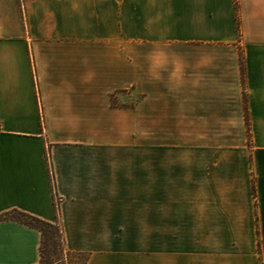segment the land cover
Segmentation results:
<instances>
[{
	"label": "crops",
	"instance_id": "1",
	"mask_svg": "<svg viewBox=\"0 0 264 264\" xmlns=\"http://www.w3.org/2000/svg\"><path fill=\"white\" fill-rule=\"evenodd\" d=\"M131 121L187 147L127 146ZM0 122V214L83 264H264V0H0ZM41 242L0 221V264Z\"/></svg>",
	"mask_w": 264,
	"mask_h": 264
},
{
	"label": "rangeland",
	"instance_id": "2",
	"mask_svg": "<svg viewBox=\"0 0 264 264\" xmlns=\"http://www.w3.org/2000/svg\"><path fill=\"white\" fill-rule=\"evenodd\" d=\"M240 63L242 73H244L243 57L240 56ZM244 78V77H243ZM143 93H139L133 86L120 89L112 96V104L115 106L135 107ZM248 134L249 124L247 120ZM140 125L137 122L131 121L123 123L122 125L116 124L115 133L116 137L122 135V142L132 148L147 147L155 148L156 146L173 147V148H186L187 139L186 127L183 125H170V124H154L148 123ZM145 131V133H144ZM248 142H250L248 140ZM12 216H19L25 218L20 213H11ZM44 228L41 242V258L40 264H60L59 262L69 260L72 264H83L85 259L88 258V253L67 251L64 247V237L61 235L60 229L57 224L48 226L40 224ZM153 236L147 237L148 244L154 242Z\"/></svg>",
	"mask_w": 264,
	"mask_h": 264
},
{
	"label": "trees",
	"instance_id": "3",
	"mask_svg": "<svg viewBox=\"0 0 264 264\" xmlns=\"http://www.w3.org/2000/svg\"><path fill=\"white\" fill-rule=\"evenodd\" d=\"M238 23H239V21H238ZM247 120H248V124H249L248 116H247ZM11 213H20V214L24 215L25 218H21L19 216H12V215H10ZM7 219H15V220L23 222L29 226L35 227V228L41 230L42 234H44V228L40 224H44V225H48V226H54L55 225L54 223H52L50 221L44 220V219H42L38 216H35L31 213L21 211L18 209L0 214V221L7 220Z\"/></svg>",
	"mask_w": 264,
	"mask_h": 264
},
{
	"label": "built area",
	"instance_id": "4",
	"mask_svg": "<svg viewBox=\"0 0 264 264\" xmlns=\"http://www.w3.org/2000/svg\"><path fill=\"white\" fill-rule=\"evenodd\" d=\"M2 129V123L0 122V130Z\"/></svg>",
	"mask_w": 264,
	"mask_h": 264
}]
</instances>
